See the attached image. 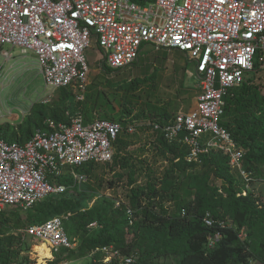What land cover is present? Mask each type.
Segmentation results:
<instances>
[{
  "label": "built area",
  "instance_id": "2783aa9c",
  "mask_svg": "<svg viewBox=\"0 0 264 264\" xmlns=\"http://www.w3.org/2000/svg\"><path fill=\"white\" fill-rule=\"evenodd\" d=\"M93 41L111 70L133 67L147 46L183 53L195 68V106L171 121L148 125L168 143L185 147L189 164L201 165L211 153L227 157L231 171L244 182L237 196L251 192L253 175L243 166L245 151L221 121L231 89L250 79L264 90V0H154L144 6L132 0H0V48L18 49L24 57L35 54L50 91L74 89L77 100H84L91 73L84 53ZM45 126L23 145L0 138V215L8 209L27 211L49 196L67 192L70 187L57 182L66 169L73 186L87 183L88 177L76 169L91 162L112 163L114 143L124 130L120 122L99 117L86 123L81 112L69 116V122L47 119ZM126 131L137 130L128 126ZM114 205L125 208L132 224L134 210L124 198L114 200ZM171 205L165 203L166 208ZM70 216L64 213L22 231L27 239L49 248L52 258L39 264H56L54 253L79 248L80 238L65 230ZM202 220L206 227H215L210 212ZM218 226L234 228L227 221ZM221 237L220 232L210 236L208 248ZM238 237L243 241L247 235L241 230ZM89 256L91 264L138 260L112 244L91 250Z\"/></svg>",
  "mask_w": 264,
  "mask_h": 264
},
{
  "label": "trees",
  "instance_id": "16d2710c",
  "mask_svg": "<svg viewBox=\"0 0 264 264\" xmlns=\"http://www.w3.org/2000/svg\"><path fill=\"white\" fill-rule=\"evenodd\" d=\"M132 1L144 6L154 0ZM101 66L104 71H112L104 62H101ZM252 81L249 79L229 91L225 97L226 106L221 126L230 132L238 146L245 151L243 166L246 171L252 172V181H264V94H260L259 88L252 84ZM138 83L139 80H131L123 87L134 91L138 88ZM79 105L80 102L76 101L72 89H58L50 106L34 104L17 129L9 124L0 127V138L8 143L17 142L23 145L36 131L46 128L47 119L56 123L69 122V116L81 112ZM240 107L245 108L248 115L245 118L249 122L246 124L244 119L237 120L235 127L240 137H236L228 128L225 118L227 110L231 108V111H238ZM125 111L128 116L133 115L130 109ZM173 119L164 112L155 121L163 124ZM121 124L124 130L114 143V147L124 145L122 143L124 141H121L124 134L134 135L126 131L130 125ZM145 128L152 131L148 124ZM152 132L157 139L154 144L156 151L161 153L153 154L154 163L157 157L163 158V161H171V169L161 177L154 169L153 163L147 162L146 159L135 161L136 154H121L119 147L117 153H114L112 163L108 164L113 175H118L115 171L117 168L128 170L127 186L130 189L126 198H123L134 210L132 224L125 208H115L112 200H103L99 205L84 211H80L79 205L72 201L73 196L68 194L70 189L78 194L77 189L83 185H90L91 181L97 183L99 187L104 183L97 172L98 167L105 164L91 162L76 169L78 173L88 177L87 183L73 186L71 171L66 169L64 177L57 182L69 186V190L61 195L49 196L25 211L29 218L32 217V210L41 218L35 222L30 221V225L43 223L64 213L71 214L69 221L75 222L83 236L80 237L76 231L68 233L66 224L69 221H66L64 226L70 237L81 238L77 249L80 252L79 258L97 247L112 244L125 254L135 252L138 255L136 264H160L157 261L168 258L173 260V264H249V256L246 253L248 247H252L250 254L263 260L264 204L251 192L245 197L237 196L242 185L241 178L231 171L228 158L222 154L211 153L203 157L201 165L189 164L185 160L187 152L185 147L177 143H168L163 134L158 131ZM189 170L190 172H187ZM121 176L118 175L117 178L122 179ZM140 177L145 178L142 184H139ZM212 178L220 181V184H215ZM108 184L109 188L116 187L115 182L109 181ZM184 186L187 193L182 191ZM63 196L70 198L63 199ZM52 198L61 199L57 201L59 204L56 207H53L54 203L48 202ZM169 201L174 205L171 211V206L165 207V203ZM183 209L184 216L181 215ZM207 212L212 214L215 221L213 228H208L203 223L202 218ZM6 216L5 213L0 215V223L4 225L10 223L12 219ZM220 221L230 222L234 228H220L218 226ZM255 229H258L256 241L251 242V231ZM241 230L247 231L246 240L242 241L238 237V231ZM217 232L221 233V239L213 248H208V238ZM7 238L12 245L14 238L11 236ZM62 252L70 254L72 251ZM13 254L14 251L10 249L0 250V264H12L10 257ZM55 263L58 264V260H55Z\"/></svg>",
  "mask_w": 264,
  "mask_h": 264
},
{
  "label": "rangeland",
  "instance_id": "374dc122",
  "mask_svg": "<svg viewBox=\"0 0 264 264\" xmlns=\"http://www.w3.org/2000/svg\"><path fill=\"white\" fill-rule=\"evenodd\" d=\"M5 51L9 55L4 54ZM84 56L91 71L89 85L83 94L84 100L78 101L77 92L72 89L76 101L80 102L79 111H81L84 120L90 123L99 117L134 126L137 130L136 134L132 136L123 135V137L130 139L132 145H137L138 141L142 142V145L134 153L137 155V158L133 157L134 160L146 159L147 162L153 163L154 169L161 177L171 169V161H163V158L157 157V161L154 163L153 154H161L156 151V145H154L157 140L156 135L151 130L144 131L143 129L147 127L149 122L158 120L164 112L170 118H174L179 112L187 113L194 108L199 89L193 64L187 61L186 56L179 51H155L147 46L133 67L107 72L102 69L101 53L95 41L86 49ZM36 59L33 53L24 57L20 55L18 49L11 50L9 47L0 49V127L9 124L17 129L34 104L50 106L56 97V91H50L49 88H46ZM131 80H139L138 88L134 91L123 87L126 82ZM259 90L260 94L263 95L264 90ZM126 109H130L133 115L128 116ZM230 109L227 110L225 122L236 137H240L235 126L238 123L237 120H246L247 112L243 107H240L238 111H231ZM248 122L247 119L246 124ZM115 171L118 175H122V179H118V175H113L108 164L101 165L97 172L98 177L104 181L101 187L91 181L90 185H83L77 189L81 194H75L76 191L70 189L68 194L73 196L71 197L73 198L72 201L79 205L80 211L93 208L103 200L114 201L120 197L126 198L130 189L127 186L128 170L117 168ZM197 172L200 171L197 170ZM109 181L115 182L116 187L109 188ZM212 181L217 185L220 184V181H216L214 178ZM144 182L145 178L140 177L139 184ZM241 183L244 184L242 180ZM250 187L253 196L264 204V181L254 180L250 182ZM182 189L183 193H187L185 186ZM62 198L68 199L70 196H63ZM59 200L52 198L48 202L54 203L55 206L53 207H56ZM173 207L172 204L170 211ZM5 214H7V218L10 217L12 220L9 224L0 223V250L10 249L14 251L10 257L12 264H39L42 262L43 259L36 247L46 246L27 239L22 234V231L30 225V221L35 222L41 219L36 211L32 210V217L30 218L28 213L21 209H8ZM18 217L19 221H17ZM66 225L68 233L76 231L80 237L83 236L73 220ZM257 230L251 231V242L256 241ZM244 232L247 234L246 230ZM10 236L14 238L12 245L10 239L7 238ZM251 249L252 247H248L246 250L249 256V264H264V259L260 260L250 254ZM133 254L138 258L135 252ZM79 255L78 250H74L70 254L62 251L54 253L58 264H91L89 254L86 253L82 258H79ZM157 262L173 264V260L169 258L160 259Z\"/></svg>",
  "mask_w": 264,
  "mask_h": 264
},
{
  "label": "crops",
  "instance_id": "0c3cea01",
  "mask_svg": "<svg viewBox=\"0 0 264 264\" xmlns=\"http://www.w3.org/2000/svg\"><path fill=\"white\" fill-rule=\"evenodd\" d=\"M86 122V121H85ZM87 123V122H86ZM144 131H147V130H149V129H147V128H144L143 129ZM136 134V133H135ZM132 136V135H131ZM121 141H124V142H122L124 145L122 146V147H119V146H116L115 147V154L117 153V150H118V147L120 148V150H121V154H134L135 153V151H137L138 150V148H139V146L140 145H142V142H139L138 141V144L136 145V144H134V145H132L131 143H130V139H128V137H123V136H121ZM137 148V149H136ZM131 149H133V151H131ZM136 149V150H135ZM131 151V152H130Z\"/></svg>",
  "mask_w": 264,
  "mask_h": 264
},
{
  "label": "bare ground",
  "instance_id": "6f19581e",
  "mask_svg": "<svg viewBox=\"0 0 264 264\" xmlns=\"http://www.w3.org/2000/svg\"><path fill=\"white\" fill-rule=\"evenodd\" d=\"M41 245L46 246L43 243H41ZM36 249H37L38 253L40 254V256L42 257V259L52 258L51 252L47 246L46 247H36Z\"/></svg>",
  "mask_w": 264,
  "mask_h": 264
}]
</instances>
